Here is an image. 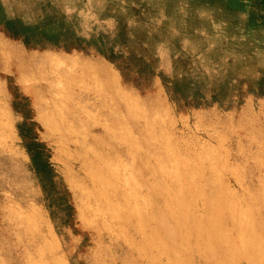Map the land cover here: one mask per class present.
<instances>
[{"label": "rangeland", "instance_id": "374dc122", "mask_svg": "<svg viewBox=\"0 0 264 264\" xmlns=\"http://www.w3.org/2000/svg\"><path fill=\"white\" fill-rule=\"evenodd\" d=\"M262 20L224 0H0L4 264H264ZM33 52L47 64L21 79ZM50 80L95 136L81 156L35 98Z\"/></svg>", "mask_w": 264, "mask_h": 264}, {"label": "bare ground", "instance_id": "6f19581e", "mask_svg": "<svg viewBox=\"0 0 264 264\" xmlns=\"http://www.w3.org/2000/svg\"><path fill=\"white\" fill-rule=\"evenodd\" d=\"M48 55L50 57L49 61L54 60V62L57 63V61H55V58L51 57L50 52H48ZM19 59H20V63H21V65L19 67L21 79L25 76L28 78L29 75L31 74L29 72L28 73L26 72V70H27L26 66L31 67L33 70H37L35 67V66H37L36 63L37 64H39V63L47 64V62L40 57L39 52H33L32 59H28L24 56H20ZM52 66L55 67V70H53L54 72L59 69V66L57 64L52 65ZM39 71L43 72L44 70L39 69ZM39 71H35V72H39ZM30 77L35 78L36 76L30 75ZM51 77H54V75ZM54 84H55V81L50 80L47 88L43 89L42 88V86H44L43 82H40V87H37L35 85V81H33V83H32L33 93L35 95V98L38 99L37 102L39 103V105L41 107H45V106L49 107V109L51 110V112L53 114V117H56V114H58L57 118H58V121L60 122L59 129H61V131H62L61 132L62 136L70 134V133L76 131L77 129H78V131H76V133H82L81 138H78V137L73 138L72 134L66 136L67 139L69 140L68 142H72V143L75 142L76 145H78L79 149L77 148L75 152H77V154H78L77 156H81L83 150L85 149L84 148L85 142L90 140V142L92 141L93 144H95V142H94L95 136L92 134V131H91V129H89V127L83 128V125H84L83 123H81V125H79V126L74 124L75 120H73V119L78 114L76 112H73V111H76L77 108H76V106L70 104V101L69 102L67 101V100H71L69 98L70 96H67V94H65V93H63V94H60L59 92L55 93V91L53 90ZM39 93H41L43 96H45V101L43 103H42V101H39V97H38ZM100 141H103V137L100 138ZM91 179H92V182H94L93 178H91ZM92 184H94V183H92ZM93 197L96 199L95 195H93ZM261 218L263 219V225H264V217H261ZM41 221H43V225L46 226L47 229H50L49 224L45 221L44 218H42ZM11 262H12V264H21L20 260H18L17 258L12 259ZM0 264H4V259H2V260L0 259Z\"/></svg>", "mask_w": 264, "mask_h": 264}, {"label": "trees", "instance_id": "16d2710c", "mask_svg": "<svg viewBox=\"0 0 264 264\" xmlns=\"http://www.w3.org/2000/svg\"><path fill=\"white\" fill-rule=\"evenodd\" d=\"M226 7L235 13L248 12V20L250 25H256L263 22L264 17V0H224ZM261 18V19H259ZM259 19V22L257 21ZM9 29L18 30L16 24H10ZM33 37L40 38L42 41L45 36H42L38 32H33ZM32 38V37H31ZM29 37H26L24 41L28 43Z\"/></svg>", "mask_w": 264, "mask_h": 264}]
</instances>
